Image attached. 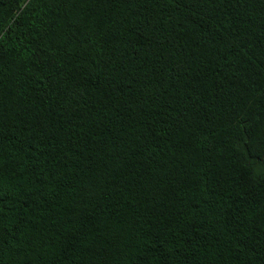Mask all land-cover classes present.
Masks as SVG:
<instances>
[{
  "label": "trees",
  "instance_id": "obj_1",
  "mask_svg": "<svg viewBox=\"0 0 264 264\" xmlns=\"http://www.w3.org/2000/svg\"><path fill=\"white\" fill-rule=\"evenodd\" d=\"M0 264H264V0H0Z\"/></svg>",
  "mask_w": 264,
  "mask_h": 264
}]
</instances>
